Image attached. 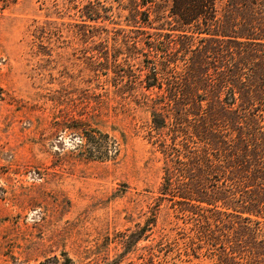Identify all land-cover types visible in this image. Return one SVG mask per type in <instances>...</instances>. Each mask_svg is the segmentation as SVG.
Wrapping results in <instances>:
<instances>
[{
    "label": "rangeland",
    "instance_id": "rangeland-1",
    "mask_svg": "<svg viewBox=\"0 0 264 264\" xmlns=\"http://www.w3.org/2000/svg\"><path fill=\"white\" fill-rule=\"evenodd\" d=\"M162 7L0 0V264H264V215L248 213L257 208L241 202L244 186L236 196L161 194L163 145L175 136L166 110L182 109L166 79L162 91L146 88L147 41L178 28ZM254 117L247 136L264 138V108ZM238 119L222 114L214 128L238 142L241 131L223 127Z\"/></svg>",
    "mask_w": 264,
    "mask_h": 264
},
{
    "label": "trees",
    "instance_id": "trees-1",
    "mask_svg": "<svg viewBox=\"0 0 264 264\" xmlns=\"http://www.w3.org/2000/svg\"><path fill=\"white\" fill-rule=\"evenodd\" d=\"M144 2L169 8L168 16L178 27L172 29L174 34L158 32L154 42L147 41L149 51L144 54L154 56L147 61L150 74L146 88L162 91L161 79H166L170 101L182 106L173 111L169 103L166 110V119L175 118L171 130L175 136L172 146L163 145L171 160L160 190L162 196H236L237 189L244 186L242 192L251 197L241 202L257 208V212L248 213L264 215V199L259 197L264 193V138L247 136L244 122L249 116L258 117L264 108V0H226L221 8L220 0ZM142 14L149 17V12ZM196 39H200L197 46ZM179 61L184 63L181 72ZM231 113H237L239 121L233 125L224 122L223 127L231 125L241 131L238 142L214 128L220 127L222 114ZM154 117L156 129L166 127L162 114L156 112ZM263 129L258 128L259 134ZM180 135L183 151L176 144ZM209 136L218 139L214 149L207 142L214 141ZM195 138L210 148L199 149ZM221 180L223 188L218 185Z\"/></svg>",
    "mask_w": 264,
    "mask_h": 264
}]
</instances>
